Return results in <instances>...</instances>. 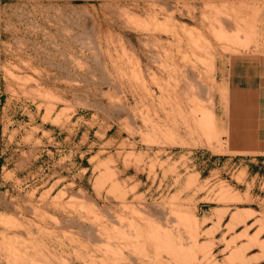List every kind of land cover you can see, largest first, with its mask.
<instances>
[{
	"label": "rangeland",
	"instance_id": "1",
	"mask_svg": "<svg viewBox=\"0 0 264 264\" xmlns=\"http://www.w3.org/2000/svg\"><path fill=\"white\" fill-rule=\"evenodd\" d=\"M263 73L264 0H0V264H264Z\"/></svg>",
	"mask_w": 264,
	"mask_h": 264
},
{
	"label": "crops",
	"instance_id": "2",
	"mask_svg": "<svg viewBox=\"0 0 264 264\" xmlns=\"http://www.w3.org/2000/svg\"><path fill=\"white\" fill-rule=\"evenodd\" d=\"M233 136L238 154L247 162L264 164V73L251 76L243 86L235 80Z\"/></svg>",
	"mask_w": 264,
	"mask_h": 264
},
{
	"label": "bare ground",
	"instance_id": "3",
	"mask_svg": "<svg viewBox=\"0 0 264 264\" xmlns=\"http://www.w3.org/2000/svg\"><path fill=\"white\" fill-rule=\"evenodd\" d=\"M134 27V26H133ZM235 31V30H234ZM195 33V32H194ZM220 33V32H219ZM193 34V33H192ZM223 34V33H222ZM194 36V35H193ZM220 36V34L217 36V37H219ZM189 37V36H188ZM192 37V36H191ZM195 37V36H194ZM200 37V36H199ZM193 38V37H192ZM234 39V38H233ZM190 40H191V38H190ZM238 40V39H237ZM236 40V41H237ZM194 41V40H193ZM192 41V42H193ZM200 41V40H199ZM194 43H195V41H194ZM237 44V43H236ZM239 45V44H238ZM234 45H232V47H233ZM237 46V45H236ZM240 46V45H239ZM243 46V45H242ZM230 47V46H229ZM234 48V47H233ZM236 50V49H235ZM233 51V50H232ZM234 52V51H233ZM235 53V52H234ZM207 65V64H206ZM213 66H214V64H212ZM212 67V66H211ZM209 68V67H208ZM213 69H214V67H213ZM212 70V69H211ZM224 92H225V90H224ZM226 93V92H225ZM224 94V93H223ZM190 96V95H189ZM44 97V96H43ZM227 97V96H226ZM225 97V98H226ZM212 102V101H211ZM210 102V103H211ZM212 106V105H211ZM208 107V106H207ZM206 107V108H207ZM208 109H210V107H208ZM212 109V108H211ZM212 112V111H211ZM203 113V112H202ZM208 113V112H207ZM205 115H207V117H209V119H207L206 118V120L208 121V123H207V125L202 121V123H201V126H203L204 124L206 125H204V127H202V128H204V130H205V133H207V135H208V137H209V140L210 139H214V137H216V136H213V134L215 135V133H216V131H215V120H214V116H213V114H205ZM209 115V116H208ZM203 116H204V114H203ZM203 116H202V120H204L205 119V116H204V119H203ZM205 121V120H204ZM215 131V132H214ZM187 220H189V219H187ZM190 221V220H189ZM196 221V220H195ZM195 225H196V222H195ZM194 225V226H195ZM165 238H166V234H165ZM167 239V238H166ZM168 241V240H167Z\"/></svg>",
	"mask_w": 264,
	"mask_h": 264
}]
</instances>
